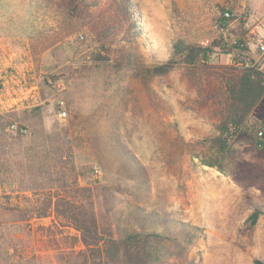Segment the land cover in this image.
Returning <instances> with one entry per match:
<instances>
[{
	"label": "rangeland",
	"instance_id": "rangeland-1",
	"mask_svg": "<svg viewBox=\"0 0 264 264\" xmlns=\"http://www.w3.org/2000/svg\"><path fill=\"white\" fill-rule=\"evenodd\" d=\"M132 1L0 0V264H67L77 232L35 217L74 182L94 188L105 221L130 205L159 215L175 238L166 264L264 262V96L220 169L203 164L224 73L241 67L212 45L242 35L247 65L264 73L261 28L249 33L263 27L264 0ZM189 47L213 53L188 66Z\"/></svg>",
	"mask_w": 264,
	"mask_h": 264
},
{
	"label": "trees",
	"instance_id": "trees-1",
	"mask_svg": "<svg viewBox=\"0 0 264 264\" xmlns=\"http://www.w3.org/2000/svg\"><path fill=\"white\" fill-rule=\"evenodd\" d=\"M87 1L89 0H81L83 3ZM128 4L135 8L132 0H129ZM88 5L96 6V3ZM225 12L231 14L230 11H224L217 21L222 23L223 28L228 21V18L223 16ZM212 46L227 47L226 54L233 55L241 62L238 70L224 73L220 88L223 115L216 126L218 134L211 140L214 157L203 163L208 167L220 169V159H223L222 155L228 147V141L238 132L264 96V73L257 67L247 65L249 60L247 54L250 50L242 35L230 44L219 41ZM180 50L176 46V53ZM185 53V63L194 66L201 59L207 61L213 51L211 48L189 47ZM168 71L167 65L152 69L156 76L164 75ZM258 129L255 132L256 145L260 143L257 138ZM22 130L19 129L20 132ZM262 145L264 147V142ZM93 190L94 188L90 186L79 187L75 182L63 185L59 193L49 194L44 199L46 208L35 217L53 216L64 222V226L77 232L73 242L80 244L81 247L67 254V264H166L173 256L170 244L175 238L170 237L163 229H157L159 215L130 205L128 210H121L116 219L105 221L96 213ZM179 226L184 227V223H180ZM254 264L264 262L254 260Z\"/></svg>",
	"mask_w": 264,
	"mask_h": 264
},
{
	"label": "built area",
	"instance_id": "built-area-1",
	"mask_svg": "<svg viewBox=\"0 0 264 264\" xmlns=\"http://www.w3.org/2000/svg\"><path fill=\"white\" fill-rule=\"evenodd\" d=\"M225 18H228L230 16L229 13L225 12L223 14ZM217 27L222 31L224 28L222 26V23L217 22ZM208 42V41H206ZM258 52L264 53V36L258 41L257 46H256ZM67 116L66 110L63 108V103H60L59 111H58V118L61 120H64ZM14 126H11V129H14ZM25 130L23 129L21 132H24ZM257 138L259 139L260 143L257 145L259 149H262L263 145L262 143L264 142V121L260 125L258 131H257ZM99 176V173H97Z\"/></svg>",
	"mask_w": 264,
	"mask_h": 264
},
{
	"label": "crops",
	"instance_id": "crops-1",
	"mask_svg": "<svg viewBox=\"0 0 264 264\" xmlns=\"http://www.w3.org/2000/svg\"><path fill=\"white\" fill-rule=\"evenodd\" d=\"M262 24H263V27H264V18H263ZM250 27H252V26H250ZM263 27H261L260 24L255 25V27L251 28V30L249 31V33L250 34H253V36H255L256 35L255 30H259L261 28V32L260 31H257V32H260L261 33L260 36H264V28Z\"/></svg>",
	"mask_w": 264,
	"mask_h": 264
}]
</instances>
